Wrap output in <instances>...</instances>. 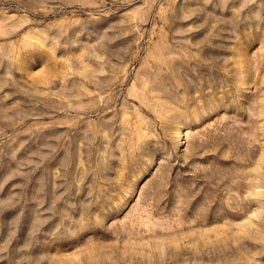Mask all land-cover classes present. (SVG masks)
Segmentation results:
<instances>
[{
    "label": "rangeland",
    "instance_id": "374dc122",
    "mask_svg": "<svg viewBox=\"0 0 264 264\" xmlns=\"http://www.w3.org/2000/svg\"><path fill=\"white\" fill-rule=\"evenodd\" d=\"M0 264H264V0H0Z\"/></svg>",
    "mask_w": 264,
    "mask_h": 264
}]
</instances>
